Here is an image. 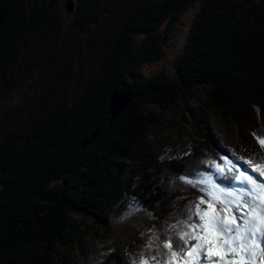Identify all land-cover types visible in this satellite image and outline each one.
I'll use <instances>...</instances> for the list:
<instances>
[{
	"label": "trees",
	"instance_id": "obj_1",
	"mask_svg": "<svg viewBox=\"0 0 264 264\" xmlns=\"http://www.w3.org/2000/svg\"><path fill=\"white\" fill-rule=\"evenodd\" d=\"M85 1L93 17L97 0ZM55 2L0 0L1 77H12L10 65L22 44L53 28ZM198 4L175 72L146 75L142 65L164 56L182 12ZM101 67L98 84L77 100L57 105L30 133L6 134L0 148V264H53L59 247L77 244L85 233L74 213L104 227L122 206L154 213L167 199V188L132 183L133 166L144 160L138 144L155 134L163 112L173 107L184 106L186 122H204L206 111L193 104L202 89H211L215 111L237 128L240 117L228 106L241 104L248 119L241 128L264 138V0L148 1L108 43ZM117 89L137 97L106 127L110 95ZM149 105L161 111L148 112ZM178 155L162 157L159 165L183 173ZM178 183L180 189L185 185Z\"/></svg>",
	"mask_w": 264,
	"mask_h": 264
},
{
	"label": "rangeland",
	"instance_id": "obj_2",
	"mask_svg": "<svg viewBox=\"0 0 264 264\" xmlns=\"http://www.w3.org/2000/svg\"><path fill=\"white\" fill-rule=\"evenodd\" d=\"M55 1L53 28L22 44L10 65L12 77L0 76V148L6 134L13 130L19 134L30 133L57 105L66 99L69 102L77 100L85 89L98 84L108 43L115 40L123 23L133 17L139 7L156 0H97L93 17L89 16L85 0H74L72 10L69 9L72 1ZM236 1L250 4L257 0ZM198 11L199 4L190 5L182 12L181 21L170 31V38L164 45V56L154 63L142 65L146 75L175 72V61L182 55ZM216 103L211 89H202L201 96L194 99L193 104L206 111L204 122H186L184 106H176L163 112V122L155 127V134L138 144V153L144 160L133 166V172L129 174L132 183L167 188V199L156 206L154 213L122 206L112 212L109 227L97 224L82 213H74L73 218L85 233L77 244L59 247L53 264H140L141 260H147L149 264H166L169 257L165 255L162 241L178 234L175 226L185 227L183 221L188 206L193 205L194 211L195 202L202 197L198 190L187 184L180 189L178 177L182 173L161 167L162 157L172 160L181 154L178 160H183L186 166L183 173L191 172L193 177L211 175L214 182L223 181L215 165L220 166L221 172L238 168L250 173L249 167H241L234 160L242 161L243 158L253 164L264 163V147L257 143V136L241 128L248 120L242 105L228 106L240 117L237 128L235 121L226 122L215 111ZM148 109V112L161 111L153 105ZM114 120L110 121L109 114L106 127ZM226 160L231 163H225ZM193 164L196 167H192ZM235 174L239 175V172L235 171ZM1 186L0 183V189ZM231 187L236 188L237 184Z\"/></svg>",
	"mask_w": 264,
	"mask_h": 264
},
{
	"label": "snow or ice",
	"instance_id": "obj_3",
	"mask_svg": "<svg viewBox=\"0 0 264 264\" xmlns=\"http://www.w3.org/2000/svg\"><path fill=\"white\" fill-rule=\"evenodd\" d=\"M257 143L264 147V139L258 138ZM241 160L250 173L238 168L239 175L221 172L215 165L223 184L211 175H179L202 198L195 202L194 211L193 205L188 206L185 227L175 226L178 234L162 241L169 257L166 264H264V163ZM234 181L236 188L231 187Z\"/></svg>",
	"mask_w": 264,
	"mask_h": 264
},
{
	"label": "water",
	"instance_id": "obj_4",
	"mask_svg": "<svg viewBox=\"0 0 264 264\" xmlns=\"http://www.w3.org/2000/svg\"><path fill=\"white\" fill-rule=\"evenodd\" d=\"M72 4L73 2H71V5L69 6L70 10L73 8ZM135 97L136 95H134L131 91L122 89L114 90L110 95L109 100L108 112L110 114V121L116 119L119 116L121 110L128 106ZM96 133L97 132H95L87 142L92 141L95 138Z\"/></svg>",
	"mask_w": 264,
	"mask_h": 264
},
{
	"label": "bare ground",
	"instance_id": "obj_5",
	"mask_svg": "<svg viewBox=\"0 0 264 264\" xmlns=\"http://www.w3.org/2000/svg\"><path fill=\"white\" fill-rule=\"evenodd\" d=\"M113 1V0H112ZM124 9V8H123ZM116 16V14H115ZM149 17V16H148ZM159 17V16H158ZM150 18V17H149ZM116 20V19H115ZM170 38V37H169ZM181 109V108H180ZM167 160V159H166ZM168 162V161H167ZM228 171V170H227ZM140 194V193H139ZM191 196V195H190ZM94 202V201H93ZM94 204V203H93ZM98 209V208H97ZM94 211V210H93ZM102 213V212H101ZM99 214V213H98Z\"/></svg>",
	"mask_w": 264,
	"mask_h": 264
}]
</instances>
